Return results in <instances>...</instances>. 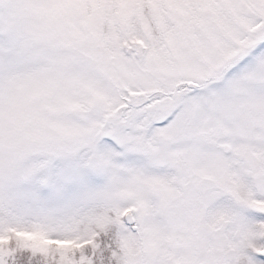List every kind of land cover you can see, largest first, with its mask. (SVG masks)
<instances>
[{"label": "snow or ice", "instance_id": "obj_1", "mask_svg": "<svg viewBox=\"0 0 264 264\" xmlns=\"http://www.w3.org/2000/svg\"><path fill=\"white\" fill-rule=\"evenodd\" d=\"M0 264H264V0H0Z\"/></svg>", "mask_w": 264, "mask_h": 264}]
</instances>
